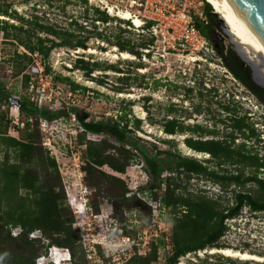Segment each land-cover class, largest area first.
Returning a JSON list of instances; mask_svg holds the SVG:
<instances>
[{"label":"trees","instance_id":"1","mask_svg":"<svg viewBox=\"0 0 264 264\" xmlns=\"http://www.w3.org/2000/svg\"><path fill=\"white\" fill-rule=\"evenodd\" d=\"M81 1L85 2V0ZM93 12V23L106 24L113 20L97 9ZM205 12L212 20L216 19L209 5H206ZM0 16L25 23L28 28H24L23 25L14 26L7 21L0 22V34H3L5 40L17 43L31 55L38 54L44 61L46 74L52 76L54 84L64 87L72 95L88 92L85 87L71 82L66 77L56 75L45 63L51 50L56 47L65 46L87 51L85 45L87 37L81 38L80 35H74L69 30L47 25L36 15L24 20L10 11V6L0 7ZM124 23L130 24L119 20V24ZM71 24L78 29L79 34L85 32V28L79 26L76 20H72ZM119 24V34L113 37V47H117L119 53H128L140 59L141 49L151 46L153 39L148 38L147 42L135 45L130 40L121 38L120 34L130 31L121 28ZM197 27L210 39L205 29L199 24ZM40 33L48 37L41 38L38 35ZM96 36L111 43L109 37H103L101 32ZM7 62L12 64L10 76L20 77L22 89L21 91L8 89L6 83L0 80V264H35L38 258L47 254L49 247L66 249L71 264H88L80 235L73 227L75 221L68 205L59 167L55 158L43 146V136L39 129L40 120L48 122L58 119L69 120V113L75 116L77 124L82 129L77 134L75 143L76 147L83 148L80 157L81 171L84 174L83 182L87 188L93 190V196L87 205L95 214H98L101 202L110 199L117 214H124V211L141 212L142 208L147 209L143 222L145 224L150 222V208L135 195L127 197L129 191L124 181L117 177L125 174L133 163L143 162L150 182L140 191L159 201L170 214L171 249L169 253H164V264H178L179 258L206 249H227L221 242L229 230L225 221L238 217L243 208H247L252 214L264 213V161L247 149L245 144L238 146L233 144L236 136L248 140L258 135L253 125L246 121L245 115L237 117L236 108L230 107L235 103L233 97L227 100V104L218 103L221 111L231 114L228 118L229 124L224 120L217 121L231 129L225 140H204L203 137L217 136L218 131L199 125L185 127L175 116L171 120L164 121L162 125L167 135L187 132L196 136L186 139L184 143L194 152L210 156L211 159L203 163L184 157L175 151L158 149L155 144L138 137L137 132L142 130L141 120L128 117L130 103L114 120L103 121L89 120L88 113L72 105L68 111L64 107L57 110H52L48 106L38 107L32 101L29 92L32 77L26 73L33 59L26 54L14 52ZM137 65L138 69L144 64L138 62ZM98 67L97 63L90 64L82 59L74 62V68L81 70L90 80H93L90 75ZM105 70L119 72L114 66H107ZM128 80V77L120 79L125 85H128ZM243 80L248 86H253ZM184 90L188 94L193 92L189 88ZM201 91H199L200 95ZM205 92L215 95L216 89ZM118 93L123 95L121 92ZM14 105L18 107L19 125H14L12 118L8 117L9 110ZM175 107V105H167V113L174 114L177 111ZM194 108L196 113L200 112L197 107ZM9 130L18 133L19 137L9 135ZM87 134L103 138L90 140L87 139ZM164 144L173 145L170 141H165ZM232 147L237 150L232 152ZM217 158L221 159L222 164H238L241 167L232 170L222 168L216 171L214 159ZM105 168L108 172L104 170ZM164 174L166 176H163ZM193 178L216 184L223 191L231 188L230 190L235 193L231 206L222 207L217 199L207 195L205 191L190 193L188 183ZM248 185L253 189L241 190ZM235 188L239 191H235ZM12 230H19V233L12 236ZM35 232H38L40 237L31 238L30 235ZM162 244L161 240L158 241V245L151 244L150 252L146 256L134 254L126 264H157L158 248ZM98 253L101 254L99 248ZM226 260L234 262L228 257Z\"/></svg>","mask_w":264,"mask_h":264},{"label":"rangeland","instance_id":"2","mask_svg":"<svg viewBox=\"0 0 264 264\" xmlns=\"http://www.w3.org/2000/svg\"><path fill=\"white\" fill-rule=\"evenodd\" d=\"M113 1V0H112ZM10 6V11L15 12L24 20L30 19L31 15H36L43 23L54 25L58 28L69 30L74 35L87 39L85 40L86 50L92 49L94 53H88L82 49L70 47H56L51 50L46 65L61 77L68 78L71 82L85 87L88 92H78L70 94L66 89L65 93L58 96L63 102H69L70 105L82 109L89 114V120L103 121L105 119H115L126 105L130 103L129 118L141 120V132H137V136L141 139L155 144L158 149L171 150L178 152L180 155L188 158H193L205 163L210 160L208 154L196 153L188 148L184 141L189 138H196L187 132L167 135L164 133L162 125L164 121L171 117H177L182 121L183 125L193 126L199 125L208 129H215L218 135L214 137H203L202 139H218L225 140L228 137L231 129L226 128L223 124L217 122L218 119L224 120L229 124L231 114L221 111L218 103L227 104L229 98L234 99L235 103L231 104V108H236L237 117L245 115L246 121L253 125L256 135L248 140L236 136L234 146L245 144L247 149L256 154L257 157L264 161V101L253 94L248 93L249 90L241 81L234 77L230 71L221 64V59L216 56L215 52L206 60L196 62L193 60L179 58L175 55L164 53L161 44H155L149 54L138 59L133 56V60L113 59L112 55L118 54V48L113 51V37L119 34V17H113L109 25H98L92 22L94 17V9L99 10V1L93 0L90 4L88 0H4L0 1V7ZM213 11V10H212ZM112 14V15H113ZM110 15V14H109ZM216 15V14H215ZM1 17V16H0ZM212 20L210 32L218 31L223 37L225 49L233 51L228 38L221 31V23L219 18ZM77 22L79 26L85 28V32L79 34L78 29L71 24V21ZM7 21L8 24L14 26H25L18 20L2 17L0 22ZM130 24L126 25H132ZM28 28V27H24ZM132 28V27H131ZM102 33L103 37H109L110 42L96 36L97 33ZM41 38L48 37L44 33L38 34ZM121 38L128 39L131 43L138 45L139 43L147 42L148 37L141 35L134 30L128 33L120 34ZM75 41V40H74ZM58 42V41H57ZM23 47L15 42L5 40L3 34H0V80L2 79L8 89H16L21 91L22 84L20 77L12 78V64L7 60L14 52L25 54ZM138 50V47H136ZM26 51V50H25ZM28 52V51H26ZM163 56L162 59L160 56ZM77 59L92 63H97L99 67L90 75L91 79L85 77L81 70L74 68V62ZM44 63V61L42 60ZM141 62L144 65L138 67L137 63ZM107 66H114L119 69V72L106 71ZM242 69H245L242 64ZM197 71V74L195 72ZM248 83L256 87L250 77H247L244 72L238 73ZM128 77V85L120 79ZM102 81V82H100ZM158 83V84H155ZM141 84V86L139 85ZM171 87H168L167 85ZM176 86V87H175ZM192 89L191 94L185 93L184 89ZM203 89V91H201ZM216 89V94H209L205 91ZM257 89V87L255 88ZM201 91V95L199 94ZM121 92L123 95H119ZM70 97V98H69ZM70 99L69 101L67 100ZM147 99V100H146ZM62 100L55 103V108L61 107ZM167 105H175L176 112L174 114L167 113ZM197 107L200 112H191V108ZM181 111V112H178ZM15 115V110H9L8 117ZM20 119V116H18ZM22 119V117H21ZM53 135L48 136L51 142L49 148L45 146L53 156L59 167L62 183L64 186L68 205L74 217V229L78 231L81 244L84 249L88 264H126L124 256L117 245L120 243L112 234L114 231L118 235L128 238L137 255L146 256L150 252V246L158 245V241H162V246L158 248L157 264L165 263V252L169 253L171 249L170 235L172 226L169 223L170 214L168 209L157 207V202L153 200L146 192L140 191L145 187L150 179L145 173L143 162H135L127 168L126 173L117 176L124 181L129 193L127 197L135 195L151 210V220L148 224L143 221L146 218L147 209L142 208L141 212L124 211V214L115 212L114 203L110 199L103 200L99 206L98 214L93 212V216L88 215L86 210L87 203L93 196V190L87 188L83 182L84 174L81 171L82 162L76 161L69 149L70 138L75 130L78 131L77 124L71 123L69 120L61 119ZM79 133V132H78ZM9 135L19 137L18 133L9 130ZM77 137V136H76ZM87 139L100 140L102 136L87 134ZM76 139L72 141L75 146L78 156L81 157L83 148L76 147ZM165 141H170L171 144H164ZM108 172V169H104ZM232 170V169H231ZM248 173V172H246ZM163 176H166L164 174ZM259 177L262 176L259 174ZM223 191L218 185L210 184L207 181L199 178H193L188 183V191L190 193H205L214 199H217L222 207L231 206L233 195L235 194L230 189ZM253 189L251 185L243 188V191ZM230 191V192H229ZM235 191H239L235 188ZM254 196V193L251 192ZM228 200V203H227ZM116 213V214H115ZM115 214V215H114ZM124 218V220H121ZM228 226V232L221 239L224 247L233 251L246 252L248 254L257 255L264 259V213H250L247 208H243L238 217L225 221ZM19 230H12L11 235L15 236ZM115 234V235H117ZM108 236L111 240L112 257L107 258L101 248V254L98 253V248L92 251L87 247V243L97 236ZM31 238L40 237L38 232L30 235ZM47 244V242L44 241ZM129 243L130 245H132ZM66 249H53L42 257L35 264H53L51 260L58 264H71L69 262H59L60 259L67 258ZM211 250L206 249L199 252L187 254L179 258L178 264H264L262 262L245 261L240 262L239 259H233V263L226 260L221 254L210 253ZM47 252V251H46ZM51 253L52 256H51ZM50 258H49V257ZM39 259V258H38Z\"/></svg>","mask_w":264,"mask_h":264},{"label":"built area","instance_id":"3","mask_svg":"<svg viewBox=\"0 0 264 264\" xmlns=\"http://www.w3.org/2000/svg\"><path fill=\"white\" fill-rule=\"evenodd\" d=\"M206 5L210 6L207 0H103L102 4L99 3V9L111 18L116 17L115 15L108 14V7L110 6L116 14L128 11L133 17L139 20V26H135L132 23V25H126V23H124L119 24V26L129 31L134 30L141 35L153 39V44L151 46H148L147 49H141V58L143 57L144 59L148 56L155 44H161L164 53L175 55L182 59L194 60L192 63L195 65L198 61L206 60L214 52L210 39L205 37L197 27V24H199L202 29H207L210 28L212 24V19L205 12ZM211 13L216 16L212 8ZM109 23L110 22L103 24L101 22H96V24L102 26H107ZM23 52L33 59V63L28 67L26 72L32 77L29 90L32 95V101L38 107L48 106L52 110L64 107L68 111V108L71 106L69 102H63L62 98L57 97L56 99L54 97V95L58 96L59 93L63 95V93H65L64 87L54 84L52 76L46 74L42 58L38 54L31 55L25 50H23ZM160 57L162 59L164 58L162 55ZM69 94L71 96V93ZM61 100V107L55 108V103ZM67 100L69 101L70 99L67 98ZM12 109L15 110L12 123L14 125H19L18 107L14 105L10 110ZM69 116V121L72 124H77L75 116L71 113H69ZM60 120L61 119H58L52 122L40 120L39 129L44 135L45 140H49L48 136L53 135L61 122ZM77 128L78 131L75 130L70 138L69 149L73 157L77 158L76 161L79 162L80 156H78L77 151H75V146L72 145V141L76 139L78 132L82 131L78 124ZM50 145V141H48V143L43 141L44 147L47 146V148H49ZM156 202L158 203L157 207L165 209L159 201ZM86 213L95 217L89 207ZM115 234H117L116 231H114L112 235L116 237L120 243L117 245V249H115L114 252L120 250L126 263L130 257L137 254L133 248L135 244L133 242L131 243L130 240L123 237V235ZM114 246L115 245L111 244V240L108 239V236L99 237V235H97L91 243H87V247L92 251L101 248L107 258L114 255L112 253V247ZM40 260L41 258L37 259V262Z\"/></svg>","mask_w":264,"mask_h":264},{"label":"bare ground","instance_id":"4","mask_svg":"<svg viewBox=\"0 0 264 264\" xmlns=\"http://www.w3.org/2000/svg\"><path fill=\"white\" fill-rule=\"evenodd\" d=\"M103 3V0H98ZM213 12L222 20L228 31L232 34L236 48L241 52L244 60L252 64L254 67L260 69L259 73L264 79V45L256 38L252 30L248 27L246 21L241 17L238 11L234 8L229 0H207ZM91 4L93 0H88ZM115 13L117 17L125 21H131L135 26H139L140 22L133 17L130 12L123 11L116 14V12L108 7V14ZM114 15V14H113ZM2 18V17H0ZM116 51V48H113ZM88 53H94L92 49L87 50ZM113 59L133 60V56L128 53H118L112 55ZM194 61V60H193ZM121 96V95H120ZM211 254H221L224 257L239 259L240 261H255L262 262L264 259L257 255L248 254L246 252L233 251L231 249L211 250ZM57 259L55 258V261Z\"/></svg>","mask_w":264,"mask_h":264},{"label":"water","instance_id":"5","mask_svg":"<svg viewBox=\"0 0 264 264\" xmlns=\"http://www.w3.org/2000/svg\"><path fill=\"white\" fill-rule=\"evenodd\" d=\"M234 8L238 11L241 17L246 21L248 27L252 30L256 38L264 45V0H229ZM221 31L228 38L234 56L244 64L245 68H248L251 72L252 83L259 89L264 91V79L260 76V69L254 67L252 64L244 60L241 52L236 48L234 42H232V34L228 31L222 20ZM264 65V60H263Z\"/></svg>","mask_w":264,"mask_h":264},{"label":"flooded vegetation","instance_id":"6","mask_svg":"<svg viewBox=\"0 0 264 264\" xmlns=\"http://www.w3.org/2000/svg\"><path fill=\"white\" fill-rule=\"evenodd\" d=\"M205 31L208 33L209 37H210V42L213 46L214 52L216 54V56H218L221 59V64H224V66L230 71V73L236 77L239 81H241V83H243L245 85V87H247L249 90L247 91L250 94L255 95L256 97L260 98L262 101H264V92L263 90L257 88H252L250 86H248L243 78L240 76V72H244L245 75H247V77H250V71L248 68L242 69V65L241 62L238 61V59L234 56L233 51H229L228 49H225L224 47V41H223V37L221 35V33H219L218 31L215 32H210L209 29H205ZM168 87H171L169 84L167 85ZM262 91V92H259ZM186 93V92H185ZM194 111L195 112V108H191V112ZM180 112V111H179ZM172 117L169 119L171 120ZM237 149L232 147L231 151L235 152ZM214 166L216 171H219L222 168H227V169H233L235 167L240 168L241 166L238 164H231V163H227V164H222L221 163V159L217 158L214 159Z\"/></svg>","mask_w":264,"mask_h":264},{"label":"clouds","instance_id":"7","mask_svg":"<svg viewBox=\"0 0 264 264\" xmlns=\"http://www.w3.org/2000/svg\"><path fill=\"white\" fill-rule=\"evenodd\" d=\"M53 249L55 250V249H58V248H57V247H49V248L47 249V253H48V251H49V255H50V251L53 250ZM65 251H67V250H65ZM52 254H53V253H51V256H52ZM66 254H67V258H65V259H60L59 262H62V261L69 262V261H71V260H70V255H69V252H68V251L66 252ZM46 255H47V254H46ZM46 255H45V256H46ZM45 256H42V257H45ZM42 257H40V258H42ZM48 257H49V256H48ZM40 258H39V259H40ZM49 258H50V257H49ZM51 262H52L53 264H58L57 262H55V261H53V260H51Z\"/></svg>","mask_w":264,"mask_h":264}]
</instances>
